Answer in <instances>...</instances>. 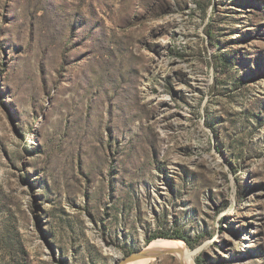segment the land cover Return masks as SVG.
<instances>
[{"label":"rangeland","instance_id":"rangeland-1","mask_svg":"<svg viewBox=\"0 0 264 264\" xmlns=\"http://www.w3.org/2000/svg\"><path fill=\"white\" fill-rule=\"evenodd\" d=\"M164 233L264 264V0H0V264Z\"/></svg>","mask_w":264,"mask_h":264},{"label":"bare ground","instance_id":"bare-ground-1","mask_svg":"<svg viewBox=\"0 0 264 264\" xmlns=\"http://www.w3.org/2000/svg\"><path fill=\"white\" fill-rule=\"evenodd\" d=\"M146 249L152 251H162L166 253H175L179 255L182 264H196V255L199 249H189L185 247L183 241L178 239L165 240L163 238L155 239ZM117 257V256H115ZM153 257L139 258L137 260L128 261L125 264H149ZM185 261V263H184Z\"/></svg>","mask_w":264,"mask_h":264},{"label":"water","instance_id":"water-1","mask_svg":"<svg viewBox=\"0 0 264 264\" xmlns=\"http://www.w3.org/2000/svg\"><path fill=\"white\" fill-rule=\"evenodd\" d=\"M146 247L142 248L139 251H135V252L131 253L129 256L118 261L117 264H125L128 261L137 260L139 258H145V257H153V258L158 259L164 254V252H162V251H156L155 252V251L146 249Z\"/></svg>","mask_w":264,"mask_h":264},{"label":"trees","instance_id":"trees-1","mask_svg":"<svg viewBox=\"0 0 264 264\" xmlns=\"http://www.w3.org/2000/svg\"><path fill=\"white\" fill-rule=\"evenodd\" d=\"M224 62L226 61L225 59H222ZM158 237H166V238H179L184 240L188 245H190L191 247H194V242L192 241V239H190L187 235L185 234H170V233H164L161 235H153L148 242L150 243L152 240L158 238ZM196 262L197 264H203V260L196 258Z\"/></svg>","mask_w":264,"mask_h":264}]
</instances>
